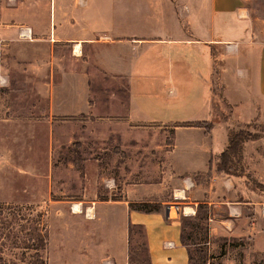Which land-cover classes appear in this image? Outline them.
<instances>
[{
    "label": "rangeland",
    "instance_id": "obj_1",
    "mask_svg": "<svg viewBox=\"0 0 264 264\" xmlns=\"http://www.w3.org/2000/svg\"><path fill=\"white\" fill-rule=\"evenodd\" d=\"M73 4L79 5L76 0H65V5ZM247 6L252 17L264 19V0H249ZM49 9V0H0V205L21 207V213L30 214L28 222L21 221L30 234L39 228L37 221L41 222L42 214L49 234L45 249L33 240L27 248L5 240L3 260L5 264H149L141 227H133L129 238L127 216L122 210L110 203H100L93 210L91 201L122 198L123 183L128 184L130 197L144 192L152 198L173 200V178L164 177V154L174 136L173 124L143 123L131 125L128 134L122 129L107 133V128L91 125L96 120L88 114L57 115L63 107L81 105L83 90L74 70H88L90 65L87 61L75 65L74 48L53 42L47 34L53 28ZM31 26L32 38L22 37L21 31ZM218 53L223 57L221 50H215L214 61L211 54L215 78L211 80L209 75L214 110L205 108L197 116L213 122L210 141L214 152L222 151L229 129L255 135L256 139L243 145L242 170L235 172L247 180L241 186L264 200V99L252 92L254 81L252 91L246 92L238 71L247 73L243 58L227 53L224 98L216 74L222 69L217 65ZM251 60L253 70L258 68V56ZM68 72L70 76L64 77ZM228 81H238V90ZM89 88L92 101L112 98L114 117L122 116L119 109L127 105L124 79L110 80L101 75L89 81ZM160 93L152 83L146 88L150 100ZM180 99L186 102L190 98L182 95ZM51 105L56 113H51ZM104 111L102 108L101 114ZM188 116V106L163 113L170 123ZM123 134L129 137L124 146L120 140ZM185 136L197 137L178 132V153ZM133 142H140L139 149ZM258 184L262 187L257 188ZM151 206L163 210L160 203L152 202ZM246 212L243 209V214ZM183 218L192 221L195 216L181 215L180 221ZM237 223V232L244 235L218 238L212 246L205 243V221H199L190 237L197 243L190 247L189 264H264V250L256 249L251 235L245 234L246 224ZM259 227L264 231V221H259ZM259 241L264 244V233L259 234Z\"/></svg>",
    "mask_w": 264,
    "mask_h": 264
},
{
    "label": "crops",
    "instance_id": "obj_2",
    "mask_svg": "<svg viewBox=\"0 0 264 264\" xmlns=\"http://www.w3.org/2000/svg\"><path fill=\"white\" fill-rule=\"evenodd\" d=\"M248 1L76 0L79 5L68 6L65 0H49L48 17L53 28L48 29L47 34L51 35L53 42L74 48L75 65L86 61L90 65L88 70H74V77L81 81L83 90L79 96L81 105H75L74 109L63 107L57 115L88 114L96 120L91 125L105 127L107 133L122 129L128 134L131 125L143 123L173 124L174 136L164 154V177L173 178V200L152 198L144 192L130 197L128 184L123 183L122 198L91 201L93 210L100 203H110L122 210L128 221L126 235L130 224L144 227L150 264H189V248L181 243L180 216H196L202 211L207 212L204 219L206 244L214 246L218 238L244 235L237 232L236 224L241 221L246 224L245 234L251 235L256 249L264 250V244L259 241V234L264 233L259 227V221H264V200L246 186H241L244 174L226 175L216 167L217 156L226 147L228 138L222 151L214 152L210 141L214 125L208 132L199 127L175 126L206 121L202 116L198 117V113L205 108L210 112L214 110L211 99L213 83L209 80L215 78L213 67L211 69V54L213 56L215 50H221L223 55L219 58L218 53L217 65H222V69L216 73L217 80L222 83L223 97L227 89L225 75L229 70L224 58L227 53L243 58L242 65L247 73L238 71L245 81L243 88L246 92L252 91L250 87L254 81L252 92L264 99V19L258 21L251 16ZM32 33L31 26L22 30L20 35L32 38ZM253 55L258 56V68L254 66V70L251 64ZM213 58L214 61L216 58ZM101 75L127 82V105L119 109L122 116L114 117L112 98L92 101L89 81L97 80ZM69 76V72L64 75ZM236 82L228 81L238 90ZM150 83L163 92L151 97L154 100L146 94ZM182 95L190 98L189 101H179ZM74 96L78 94L74 93ZM179 106L189 107V116L184 120L170 123L167 117H163L164 112L177 111ZM102 108L104 114H101ZM51 113H56L52 105ZM178 132L197 135L196 138L185 136L181 139L182 153L177 152ZM120 140L122 146L129 143V137L125 135ZM131 144L139 149L140 142ZM98 171L97 168V175ZM201 176L205 178L201 180ZM152 202L160 203L163 210L146 213L130 207V204ZM172 209L173 216L170 215ZM243 209L247 211L245 214ZM168 242L172 243L171 247L167 246ZM167 250L171 252L167 253Z\"/></svg>",
    "mask_w": 264,
    "mask_h": 264
},
{
    "label": "trees",
    "instance_id": "obj_3",
    "mask_svg": "<svg viewBox=\"0 0 264 264\" xmlns=\"http://www.w3.org/2000/svg\"><path fill=\"white\" fill-rule=\"evenodd\" d=\"M175 126H190V127H199L203 128L205 131H210L213 127V122L211 121H196V122H184L176 124ZM251 133L245 132L243 130L235 131L233 129L228 130V141L226 147L222 152L217 156L216 167L217 169L226 174L232 176H240L235 171L242 170V161H243V145L249 140H254ZM257 188H261V185H256ZM263 191V190H262ZM130 207L134 210L141 212H153L158 209L154 206H151V203H141V204H130ZM21 207H15L13 205L4 204L0 205V264H5L3 260L2 253L4 247V241H15L14 244L22 247H30L28 243L30 240H33L36 244V241L39 243L40 248L45 249L48 243L49 234L47 226L44 225V217L42 214H39L41 222H38L39 228H35L33 234H30L26 230V225L21 221L28 222L30 220V214L21 213ZM27 210V208L23 209ZM207 215V212L202 211L196 214L194 220L187 221V219H182L181 224V243L189 248V260L192 261L190 247L195 245L197 242L191 239V234L194 228H197L199 221L204 220ZM41 223V225H40ZM141 227L144 238H146L145 229L141 225L130 224L128 227V236L132 235L133 227ZM187 229V230H186ZM206 241V240H205ZM24 245V246H23ZM145 248L148 259V248L145 241ZM41 257V256H40ZM41 259V258H40ZM43 261V260H42ZM43 262H41L42 264ZM149 263V259H148ZM150 264V263H149Z\"/></svg>",
    "mask_w": 264,
    "mask_h": 264
},
{
    "label": "built area",
    "instance_id": "obj_4",
    "mask_svg": "<svg viewBox=\"0 0 264 264\" xmlns=\"http://www.w3.org/2000/svg\"><path fill=\"white\" fill-rule=\"evenodd\" d=\"M167 246H168V247H171V246H172V243H171V242H168V243H167Z\"/></svg>",
    "mask_w": 264,
    "mask_h": 264
},
{
    "label": "bare ground",
    "instance_id": "obj_5",
    "mask_svg": "<svg viewBox=\"0 0 264 264\" xmlns=\"http://www.w3.org/2000/svg\"><path fill=\"white\" fill-rule=\"evenodd\" d=\"M77 49V48H76Z\"/></svg>",
    "mask_w": 264,
    "mask_h": 264
}]
</instances>
